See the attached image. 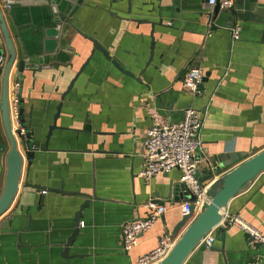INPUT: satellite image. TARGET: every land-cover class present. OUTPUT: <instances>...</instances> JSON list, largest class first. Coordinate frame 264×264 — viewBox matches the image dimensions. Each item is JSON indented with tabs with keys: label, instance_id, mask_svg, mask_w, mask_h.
Listing matches in <instances>:
<instances>
[{
	"label": "crops",
	"instance_id": "0c3cea01",
	"mask_svg": "<svg viewBox=\"0 0 264 264\" xmlns=\"http://www.w3.org/2000/svg\"><path fill=\"white\" fill-rule=\"evenodd\" d=\"M233 1L230 19L215 20L208 0H0L17 53L9 90L25 61L22 119L26 146L35 147L28 161L19 145L24 165L14 204L0 219L15 215L0 233V264H137L164 234L176 242L191 221L175 232L186 201L165 197L170 183H181V170L148 183L139 173L147 130L181 122L188 107L205 122L202 177L211 159L240 156L217 180L264 150V0ZM235 26L241 34L234 42ZM5 49L8 59L6 43ZM194 66L208 75L197 97L183 89ZM9 151L1 125L0 196ZM84 195L95 198L82 211L73 258L65 259ZM149 200H164L167 212L126 252L123 226L148 218ZM227 213L264 233V174L231 200ZM214 235L213 247H198L185 264H264V247L250 248L241 229Z\"/></svg>",
	"mask_w": 264,
	"mask_h": 264
},
{
	"label": "built area",
	"instance_id": "2783aa9c",
	"mask_svg": "<svg viewBox=\"0 0 264 264\" xmlns=\"http://www.w3.org/2000/svg\"><path fill=\"white\" fill-rule=\"evenodd\" d=\"M218 2H220L222 9L233 8V0H208L207 5L209 8H213ZM231 32L233 41H238L241 27L235 26ZM6 63L7 52L0 27V67L4 68ZM205 77L206 71L203 67L194 66L190 68L183 78V89L194 97L200 96ZM18 94L19 85H16L11 93L9 90L13 132L19 145H22L21 140L24 139L26 142L29 132L22 120L21 99ZM204 123L202 112L194 107H188L184 110V117L179 123L162 124L156 122L147 130L144 142L146 148L144 163L139 173L140 178L148 183L179 168L182 172L181 183L186 185L196 197L194 202L187 201L182 204L184 216L190 215L193 211L191 221L199 215L206 201H208L207 189L209 185L201 184L196 176L200 163L199 152L203 148L201 132ZM34 149L33 146L27 147V150ZM43 194H47V192L44 191ZM146 207L151 210V215L148 218L126 222L123 226V247L126 252L137 246L139 237L151 230L167 212V208L158 205L155 200H149ZM229 227H237L246 233L250 248L264 247V233L261 230L239 215L228 213H226L222 223L202 240L200 247L211 249L216 240L214 233L219 229ZM174 244L175 241L164 234L160 239V245L149 254L139 258L137 264H158L169 254Z\"/></svg>",
	"mask_w": 264,
	"mask_h": 264
},
{
	"label": "water",
	"instance_id": "95a60500",
	"mask_svg": "<svg viewBox=\"0 0 264 264\" xmlns=\"http://www.w3.org/2000/svg\"><path fill=\"white\" fill-rule=\"evenodd\" d=\"M8 3V1H6ZM11 13V12H10ZM233 13V8L228 10H222L220 2L215 5L214 11L212 13L215 20H221L224 18L230 19V15ZM62 20L67 21L64 15L61 16ZM0 27L3 32L4 40L8 50V59L3 71V92L0 104L2 123L0 124L5 131L6 137L10 144V151L7 157V174L6 183L4 190L0 196V219L11 209L14 201L18 195L20 189L21 175L24 165V156L19 148L18 139L16 138L10 115V101H9V75L12 66L16 60V48L13 42L11 32L7 26L6 18L2 8L0 7ZM94 44V51H101L109 60H112L108 51H106L99 43L92 38L85 36ZM154 43V42H153ZM25 61H20L17 66L15 83L23 86V81L21 77L23 76V71L25 67ZM117 65V64H116ZM117 67H119L117 65ZM207 76L204 82L207 80ZM74 82H72L69 89L72 88ZM19 97L22 98V88L19 87ZM60 113V106L58 108V114ZM21 115L23 111L21 110ZM56 117V119H57ZM23 120V119H22ZM24 123V121H23ZM25 124V123H24ZM26 125V124H25ZM58 128L55 122L53 126L50 127L49 136L52 134L53 130ZM22 145L26 148L25 157L28 161H31L34 152L27 150L26 142L24 139L21 140ZM245 157V156H244ZM240 158L239 155H223L215 159H211L206 163L207 167L205 169V176L202 177V172L198 170L197 178L201 184H207V196L208 201H206L203 210L199 215L191 221L193 211L190 215L185 216L183 220L176 226L175 232H178L183 225L191 221L189 226L183 232L182 236L175 242L173 248L169 254L158 264H185L192 253L200 247V244L207 235H209L215 228H217L225 218L228 206L233 198L238 194L248 189L249 186L262 174H264V150L235 167L233 170L225 175L220 176L215 180L216 175H218L222 170L234 164ZM59 193H65L59 191ZM68 193V192H66ZM70 194V193H69ZM80 195V193H77ZM87 200L81 206L80 211L77 214L75 231L73 235L68 240L67 244L64 246V252L62 256L65 259H71L73 256L69 255L70 249L79 233L81 214L83 209L89 204L90 200L95 198L91 195H84ZM165 199L172 200L175 202L188 201L194 202L196 197L189 191L186 185L182 183H170L168 189V195ZM165 205L164 200L160 203ZM15 218L14 214L7 216L3 222L0 223V233L3 231L4 226L7 222Z\"/></svg>",
	"mask_w": 264,
	"mask_h": 264
}]
</instances>
